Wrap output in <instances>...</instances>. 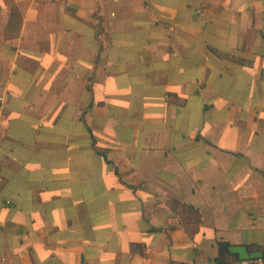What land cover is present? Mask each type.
I'll use <instances>...</instances> for the list:
<instances>
[{
	"label": "crops",
	"instance_id": "1",
	"mask_svg": "<svg viewBox=\"0 0 264 264\" xmlns=\"http://www.w3.org/2000/svg\"><path fill=\"white\" fill-rule=\"evenodd\" d=\"M236 246L264 255V0H0V261Z\"/></svg>",
	"mask_w": 264,
	"mask_h": 264
},
{
	"label": "water",
	"instance_id": "2",
	"mask_svg": "<svg viewBox=\"0 0 264 264\" xmlns=\"http://www.w3.org/2000/svg\"><path fill=\"white\" fill-rule=\"evenodd\" d=\"M230 251L234 254L239 255L240 259L248 260V259H260L263 258V252L256 251V252H249L246 246H236L231 247Z\"/></svg>",
	"mask_w": 264,
	"mask_h": 264
},
{
	"label": "built area",
	"instance_id": "3",
	"mask_svg": "<svg viewBox=\"0 0 264 264\" xmlns=\"http://www.w3.org/2000/svg\"><path fill=\"white\" fill-rule=\"evenodd\" d=\"M0 264H4V263L0 261ZM196 264H220V263L216 260H207V261L198 262ZM241 264H264V259L260 258V259L242 260Z\"/></svg>",
	"mask_w": 264,
	"mask_h": 264
},
{
	"label": "trees",
	"instance_id": "4",
	"mask_svg": "<svg viewBox=\"0 0 264 264\" xmlns=\"http://www.w3.org/2000/svg\"><path fill=\"white\" fill-rule=\"evenodd\" d=\"M229 244L227 243H220V252L221 255L224 254L226 251H228Z\"/></svg>",
	"mask_w": 264,
	"mask_h": 264
}]
</instances>
